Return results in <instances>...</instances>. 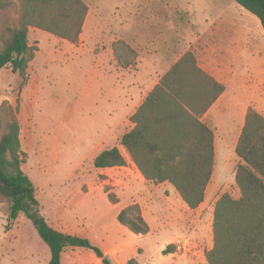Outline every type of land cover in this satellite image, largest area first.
Returning a JSON list of instances; mask_svg holds the SVG:
<instances>
[{
  "label": "rangeland",
  "instance_id": "374dc122",
  "mask_svg": "<svg viewBox=\"0 0 264 264\" xmlns=\"http://www.w3.org/2000/svg\"><path fill=\"white\" fill-rule=\"evenodd\" d=\"M83 1L88 5L89 12L78 44L38 28L34 31L41 34L39 37L33 33L30 35V42L38 47V56L43 64L38 60L28 71L32 78L29 89L26 85L28 81L23 82L19 73L15 75L11 65L0 71V106L9 101L18 107L22 151L26 155L23 170L35 185L41 213L60 230L75 233L92 226L96 230L94 242L105 245L114 242L116 245L112 252H104L105 258L110 259L112 264H208L206 252L214 245L212 226L215 205L225 193L234 198L240 196L235 176L231 175L233 162L229 158H236L235 151L231 148L224 160L218 150L216 169L220 170L225 162L224 180L218 182L214 179L205 201L196 211L186 212L175 199L169 203L162 201L158 208L152 210L146 205L143 208L140 204L128 205H137L148 224L149 221L152 223L150 234H133L117 218L124 203L115 205L109 199L111 194L118 203L129 200V188L113 186L112 180L107 181L111 176L116 177L114 171L94 166L98 154L118 146L121 140L118 132L116 138H103L110 120L108 92L117 81L118 73L108 74L96 67L99 66L100 56L105 65L113 61L112 44L134 27H163L164 35L175 45L171 48L174 54L169 61L172 63L189 51L192 34L203 33L210 27H245L252 50L251 54L246 52L247 49L240 54L239 49L238 58H241L240 67L244 66L243 74L248 76L245 69L253 53L259 52L257 55L264 62L261 22L235 0ZM17 18L18 13L14 10L3 12L0 14V25L16 23ZM154 31L144 33L148 38H144V47H138L142 56L149 51H167L152 43L154 37L151 34L157 33ZM236 42L239 46V41ZM259 59H251V62L254 61L251 66H264L256 63ZM23 88L27 89L25 98L21 97ZM240 97L243 98V95ZM116 116H121V127L123 124L124 129H129V113L123 117L117 111ZM204 122L208 125L207 120L204 119ZM133 177L136 178L135 174ZM169 186L183 202L175 188ZM141 189L143 187L137 191ZM93 190L97 195L94 200L96 211L85 210L84 216L85 196ZM162 196L165 199V193L157 194L158 199ZM8 213L9 204L0 200V264H48L50 249L32 222L23 215L10 222ZM76 214L86 219L87 225ZM157 215H162L167 221L165 227L156 224ZM196 220H199L198 223ZM104 235L109 237L105 243L102 241ZM169 245H173L175 251L165 255ZM62 264L104 263L90 250L68 248L62 255Z\"/></svg>",
  "mask_w": 264,
  "mask_h": 264
},
{
  "label": "trees",
  "instance_id": "16d2710c",
  "mask_svg": "<svg viewBox=\"0 0 264 264\" xmlns=\"http://www.w3.org/2000/svg\"><path fill=\"white\" fill-rule=\"evenodd\" d=\"M256 16L264 30V0H235ZM18 13L16 23L0 25V71L11 65L27 82V70L38 47L29 41L30 28H38L60 39L78 44L89 12L83 0H0V14ZM121 68L133 67L137 51L120 39L112 44ZM225 92V86L205 72L193 52H186L160 79L131 117L135 127L119 144L126 150L142 176L155 184L173 185L191 210L205 201L215 170V134L203 115ZM241 160L235 173L240 196L228 193L215 205L212 249L208 264H264V116L249 108L236 146ZM21 124L18 107L9 101L0 106V200L9 204V221L21 215L32 222L49 249L48 264H62L68 248L93 252L104 264H112L88 238L62 232L41 213L36 188L23 170ZM127 159L116 146L101 152L97 169L122 167ZM113 204L116 197L109 194ZM120 224L133 234L147 235L150 226L137 205L122 209ZM175 251L169 245L165 255Z\"/></svg>",
  "mask_w": 264,
  "mask_h": 264
},
{
  "label": "crops",
  "instance_id": "0c3cea01",
  "mask_svg": "<svg viewBox=\"0 0 264 264\" xmlns=\"http://www.w3.org/2000/svg\"><path fill=\"white\" fill-rule=\"evenodd\" d=\"M35 29L36 28H30L29 41L31 39L30 35L32 33L36 37H39V35H41L39 32H35ZM154 30L157 33L151 34V36L154 37V41H152V43H154L157 48H165L167 51H149L146 52V56H142V54H140V51L138 50V47H144V38H148V35L145 36L144 33L150 34ZM246 30L245 27H210L208 30L203 31V33L195 35L192 34L190 37L191 44H189V51L195 54L198 65L205 72L214 77L219 83L225 86V92L217 99V101L202 117V121L204 122V119L207 120L208 125L205 122L204 123L209 128H211L215 134V170L208 188H210L214 179L218 182H222L224 180L227 166L223 161L222 168L217 171L216 161L218 150L223 156L224 160L227 159L226 154L229 153V150L231 148L232 151H235L236 153V146L245 123V117L248 109L254 108L264 116V66L258 67L256 64V66H251L252 64H254V61L251 62V59L258 60L259 57L257 54H259V52L253 53L252 58L247 63L248 65H246L245 72L248 74V76L243 74L244 66L240 67L239 65L241 61V58H238L239 49L240 54L244 49H247L246 52L248 54H251L252 50V42L249 41V33ZM164 32L165 31L163 27L159 29H153L152 27H134V29L126 31V36L118 39H122L127 42L138 53L137 62L131 68L124 69L118 65L113 49L111 51L113 61H108L107 65H105L104 61H102L103 58L101 56L99 57L100 61H98L99 66L96 67L97 69L108 74L113 72L118 73L117 81L115 80L112 86V90L108 92V104L110 107L108 119L110 118V120L108 121V124L106 126L107 131L103 138L107 137L109 139L110 137H115L117 132L120 138H122L124 134L128 133L135 127V124L131 121V117L133 116V114L143 104L149 93L159 83L160 79L171 69V67L176 62L180 60L178 59L173 63L169 61L174 54L171 48L175 47V45L172 42L170 43L169 37L165 36ZM43 36L44 35H42V37ZM45 38L49 39V37L47 36H45ZM236 41H239V46H237ZM233 47L234 49H232ZM228 48H230V50H228ZM38 60L39 63L43 64V60L38 56L37 51L34 60L29 64V68L27 70V81L30 83L28 84L27 82L26 84L28 86V89L32 86V78L30 79V73H28V71L34 64H37ZM256 63L259 65L264 64L261 58L259 59V62L257 61ZM15 75H17V73ZM26 90V88H23L21 94L22 98H25ZM240 95H243V98L240 97ZM117 111L119 112V114H122L123 117L127 113H129L131 121L129 129H124L125 125L123 124L121 127V116H116ZM117 147L121 150L120 147L122 146L119 144ZM124 151L126 152L125 149ZM121 152L123 153L122 150ZM124 156L127 159V164L125 166L100 169L109 172L114 171L116 177L111 176V179L107 181L110 182L112 180L111 182L113 183V186L118 188L119 186L123 185L125 188H129V193L131 195L130 199L127 201L123 200L122 202L115 204L120 205L124 203V206L120 208L119 213L122 209L130 204H140L142 205V208L146 205V207L152 210L158 208V204L162 201L169 203L174 199L178 200L184 210L188 213L197 210L189 209V207L184 204L181 199H179V197H177L174 191H172L173 189H171V187L169 186L171 185L170 183L165 182L155 184L153 182L147 181L142 176L141 172L131 160L127 152ZM231 157L229 156V158L231 159L230 161L233 162V165L231 167V175L235 176L236 169L241 163V160L238 158L237 154L236 158ZM134 174L138 179L133 177ZM140 187H143V189H141V191H137V189ZM95 192L96 191L93 190L85 196L87 205L83 207L84 209L82 210V215H84L83 213H85V210L92 211L93 209H95L94 200L97 196ZM159 193H165V199H163V196L161 197V199H158L159 197H157V194L159 195ZM169 207H167L168 210H170ZM94 211H96V209ZM79 218H81L82 222L84 221V223L86 224V219H82L81 216H79ZM156 220V224H160L161 227H165L167 224V221L163 218L162 215H160L159 217L157 215ZM198 221L199 220H196V223H198ZM150 224L152 225L151 221H149V226ZM150 229L152 230V228ZM60 231L88 238L92 242V244L99 247L103 251V253H110L116 247L114 242H112L111 245L94 242L95 240L93 239L96 237V230H93L92 226H87V229H85L83 232L77 231L75 233H72L68 232V230ZM151 232H149L148 234H150ZM100 239L98 241H100ZM107 239L109 240V237H107V235H104V237H102V241L104 243Z\"/></svg>",
  "mask_w": 264,
  "mask_h": 264
}]
</instances>
